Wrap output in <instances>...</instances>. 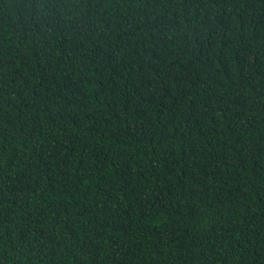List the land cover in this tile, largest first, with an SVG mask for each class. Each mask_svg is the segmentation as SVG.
Segmentation results:
<instances>
[{
  "label": "trees",
  "instance_id": "trees-1",
  "mask_svg": "<svg viewBox=\"0 0 264 264\" xmlns=\"http://www.w3.org/2000/svg\"><path fill=\"white\" fill-rule=\"evenodd\" d=\"M0 264H264V0H0Z\"/></svg>",
  "mask_w": 264,
  "mask_h": 264
}]
</instances>
